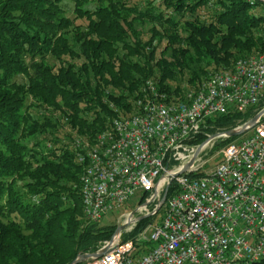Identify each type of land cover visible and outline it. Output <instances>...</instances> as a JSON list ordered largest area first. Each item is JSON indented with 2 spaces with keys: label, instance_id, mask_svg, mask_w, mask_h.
Wrapping results in <instances>:
<instances>
[{
  "label": "trees",
  "instance_id": "1",
  "mask_svg": "<svg viewBox=\"0 0 264 264\" xmlns=\"http://www.w3.org/2000/svg\"><path fill=\"white\" fill-rule=\"evenodd\" d=\"M258 53L259 0H0V264H70L96 253L118 226L86 219L76 141L93 144L134 114L147 81L168 103L183 101ZM263 108L264 97L209 119L204 132L235 129Z\"/></svg>",
  "mask_w": 264,
  "mask_h": 264
},
{
  "label": "built area",
  "instance_id": "2",
  "mask_svg": "<svg viewBox=\"0 0 264 264\" xmlns=\"http://www.w3.org/2000/svg\"><path fill=\"white\" fill-rule=\"evenodd\" d=\"M263 97L264 53H258L239 59L232 71L214 73L189 90L183 101L168 103L167 95L147 81L134 114L114 119L93 144L78 139L75 148L83 167L82 201L88 221L100 222L141 193L135 213L126 214L122 223L127 228L103 242L97 252H107L87 264L261 261L263 119L245 137L227 145L211 170H203L201 154L216 139L204 132L209 119L245 113ZM140 217L153 221L125 240L143 221Z\"/></svg>",
  "mask_w": 264,
  "mask_h": 264
},
{
  "label": "rangeland",
  "instance_id": "3",
  "mask_svg": "<svg viewBox=\"0 0 264 264\" xmlns=\"http://www.w3.org/2000/svg\"><path fill=\"white\" fill-rule=\"evenodd\" d=\"M68 15L70 17H73V6L69 7ZM19 82H25L26 79L24 77L18 78ZM245 137V135L240 136L239 139H242ZM227 138H216L212 143H210L206 149L202 152L201 154V159H202V164L204 165L205 171H209L214 166L220 162L222 158V151L224 148L228 145H221L222 141H224ZM141 193H138L131 201L130 204L125 206V208L114 211L112 213H109L108 215L104 216L103 219L101 220V225L102 226H109V225H116V226H121L123 225L122 223L125 222L126 219V214H129L130 212L134 211L136 206L139 203ZM162 215V212L159 214L157 218L160 219V216Z\"/></svg>",
  "mask_w": 264,
  "mask_h": 264
},
{
  "label": "water",
  "instance_id": "4",
  "mask_svg": "<svg viewBox=\"0 0 264 264\" xmlns=\"http://www.w3.org/2000/svg\"><path fill=\"white\" fill-rule=\"evenodd\" d=\"M264 2V0H259ZM264 117V108L259 111L252 119H250L246 124H244L241 128H236V129H232L223 133H218L213 135V138H217L220 136L225 135V137L227 138H234V137H240L243 136L245 134H247L249 132V130L251 128H253L260 119H262ZM167 198V192L164 194L163 199H162V205L165 203ZM135 212L133 211L131 214L133 215ZM147 217H140L138 218L139 220H144ZM127 228V224H123L121 226H118L116 229V232L114 235L120 234L123 230H125ZM107 252V250H103L102 252H96V253H92V254H83V255H79L72 263L70 264H80V263H85L88 262L91 259H96V258H100L102 255H104Z\"/></svg>",
  "mask_w": 264,
  "mask_h": 264
}]
</instances>
